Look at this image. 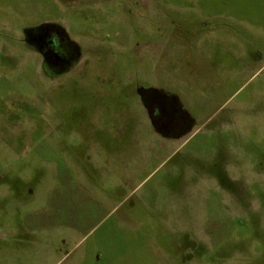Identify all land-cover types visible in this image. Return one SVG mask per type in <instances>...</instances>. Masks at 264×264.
<instances>
[{
    "label": "rangeland",
    "instance_id": "rangeland-1",
    "mask_svg": "<svg viewBox=\"0 0 264 264\" xmlns=\"http://www.w3.org/2000/svg\"><path fill=\"white\" fill-rule=\"evenodd\" d=\"M45 25L79 48L66 72L27 43ZM258 28L264 0H0V183L36 188L46 177L39 145L19 155L9 138H47L46 160L66 168L88 170L91 150L101 167V148L121 150L138 186L88 236L85 264H264ZM146 90L190 115L179 139L153 127ZM132 138H142L143 162L130 156ZM88 173L101 192L103 172Z\"/></svg>",
    "mask_w": 264,
    "mask_h": 264
},
{
    "label": "crops",
    "instance_id": "crops-1",
    "mask_svg": "<svg viewBox=\"0 0 264 264\" xmlns=\"http://www.w3.org/2000/svg\"><path fill=\"white\" fill-rule=\"evenodd\" d=\"M254 31L258 32L260 39L264 38V30L258 28ZM247 34L253 35L251 32ZM237 38L240 40L239 36ZM254 68V75L262 76V69ZM183 113L189 122L190 115L184 110ZM180 134L166 139L177 140ZM43 139L9 138L7 142L9 152L16 154L19 151V155L29 153L33 144L39 145L38 156L41 161L44 160L42 166L46 177L44 179L41 176L36 180V188H33V179H24L23 184L13 183L16 180L12 179L7 184L0 183V264H85L94 252L86 244L88 236L101 222H106L117 213L128 200L130 196H123L124 191L129 189L132 193L138 186L135 176L128 177L124 173L128 171V162L124 163L122 159L126 152L106 146L101 148L104 154L101 167H97L98 156L95 150H91L89 155L86 153L89 167L86 170L81 166L82 183H79L74 177H77L75 170L82 169L78 167V162L74 160L71 165L68 162L67 168L64 162L61 167L57 159L49 163L46 160L49 141ZM132 140L138 151L130 156L133 161L137 159L143 162V146L140 145L142 138ZM90 169L100 170L104 174L101 192L97 191L98 187L90 180ZM24 173L25 170L21 169L17 174ZM48 176L51 182H48ZM5 178L0 174V182Z\"/></svg>",
    "mask_w": 264,
    "mask_h": 264
},
{
    "label": "flooded vegetation",
    "instance_id": "flooded-vegetation-1",
    "mask_svg": "<svg viewBox=\"0 0 264 264\" xmlns=\"http://www.w3.org/2000/svg\"><path fill=\"white\" fill-rule=\"evenodd\" d=\"M27 43L35 49L47 68L63 73L72 68L78 60L79 48L60 26H43L30 30ZM152 93V94H151ZM152 90L144 93L151 123L154 128L165 135L180 134L187 125V117L176 102L167 96H155Z\"/></svg>",
    "mask_w": 264,
    "mask_h": 264
},
{
    "label": "trees",
    "instance_id": "trees-1",
    "mask_svg": "<svg viewBox=\"0 0 264 264\" xmlns=\"http://www.w3.org/2000/svg\"><path fill=\"white\" fill-rule=\"evenodd\" d=\"M158 131V130H157ZM160 132V131H159Z\"/></svg>",
    "mask_w": 264,
    "mask_h": 264
}]
</instances>
